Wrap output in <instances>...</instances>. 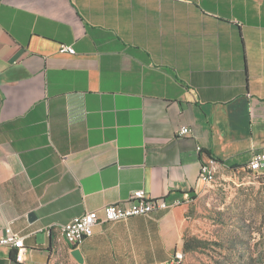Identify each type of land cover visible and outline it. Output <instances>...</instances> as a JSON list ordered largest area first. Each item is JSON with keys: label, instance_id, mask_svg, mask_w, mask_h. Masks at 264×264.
Returning <instances> with one entry per match:
<instances>
[{"label": "crops", "instance_id": "obj_1", "mask_svg": "<svg viewBox=\"0 0 264 264\" xmlns=\"http://www.w3.org/2000/svg\"><path fill=\"white\" fill-rule=\"evenodd\" d=\"M263 146L264 0H0V229L25 245L0 264H174L181 206L96 224L81 263L60 228Z\"/></svg>", "mask_w": 264, "mask_h": 264}, {"label": "rangeland", "instance_id": "obj_2", "mask_svg": "<svg viewBox=\"0 0 264 264\" xmlns=\"http://www.w3.org/2000/svg\"><path fill=\"white\" fill-rule=\"evenodd\" d=\"M179 206L178 264H264V174L217 168L214 180ZM186 238H192L189 251Z\"/></svg>", "mask_w": 264, "mask_h": 264}, {"label": "built area", "instance_id": "obj_3", "mask_svg": "<svg viewBox=\"0 0 264 264\" xmlns=\"http://www.w3.org/2000/svg\"><path fill=\"white\" fill-rule=\"evenodd\" d=\"M59 52L73 54L74 48L69 44H60ZM191 132V128L182 125L178 129V135H186ZM218 168V161L208 156L200 165L199 180L203 184L212 182ZM242 169L254 174H264V146L251 152L248 160L243 165ZM190 198L182 201L180 199L168 200L165 197L150 196L144 189H135L131 192L126 200H118L113 203L102 205L100 208L84 212L83 214L74 217L70 221L61 226V232L68 245L73 248H78L84 239L89 237L93 232V227L96 224L124 220L131 216L148 215L153 211L165 210L175 206H179ZM0 246H5L15 250V260L18 262L24 261V240L21 235L16 233L10 225L0 229ZM182 259L180 251L175 252L173 256L174 264H178Z\"/></svg>", "mask_w": 264, "mask_h": 264}, {"label": "water", "instance_id": "obj_4", "mask_svg": "<svg viewBox=\"0 0 264 264\" xmlns=\"http://www.w3.org/2000/svg\"><path fill=\"white\" fill-rule=\"evenodd\" d=\"M29 216L31 218L35 217V215L33 213H30ZM70 254L77 262L81 263L83 261L82 256H81V252H80V250L78 248H73L70 251Z\"/></svg>", "mask_w": 264, "mask_h": 264}, {"label": "trees", "instance_id": "obj_5", "mask_svg": "<svg viewBox=\"0 0 264 264\" xmlns=\"http://www.w3.org/2000/svg\"><path fill=\"white\" fill-rule=\"evenodd\" d=\"M216 159V158H215ZM217 161H220L221 162V160H218V159H216ZM230 168H233V169H236L237 168V166H229ZM194 196H192V198H193ZM191 198V197H190ZM191 239L192 238H186V239H184L183 240V250L184 251H189L190 249H192L193 247H192V245H191Z\"/></svg>", "mask_w": 264, "mask_h": 264}]
</instances>
